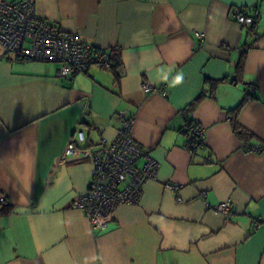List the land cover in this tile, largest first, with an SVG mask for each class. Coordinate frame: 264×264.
I'll return each instance as SVG.
<instances>
[{"label":"crops","instance_id":"obj_1","mask_svg":"<svg viewBox=\"0 0 264 264\" xmlns=\"http://www.w3.org/2000/svg\"><path fill=\"white\" fill-rule=\"evenodd\" d=\"M240 5L256 10L254 29L231 18ZM35 11L95 49H118L119 76L92 65L63 78L56 63L16 61L0 44V187L9 200L0 264H264V151L244 149L264 145V0H35ZM142 81L165 95L145 93ZM118 109L158 168L138 204L92 229L71 206L86 191L89 160L54 170L53 160L77 129L80 145L112 140ZM234 116L246 135L233 130ZM186 120L203 129L192 153ZM223 201L229 214L215 208Z\"/></svg>","mask_w":264,"mask_h":264},{"label":"built area","instance_id":"obj_2","mask_svg":"<svg viewBox=\"0 0 264 264\" xmlns=\"http://www.w3.org/2000/svg\"><path fill=\"white\" fill-rule=\"evenodd\" d=\"M255 12L250 6L240 5L231 8L230 16L239 25L251 27ZM194 34L198 40L204 39L202 33L195 31ZM0 44L16 61L56 63V75L63 78L84 73L92 65L109 70L113 64L106 52L95 49L76 33L63 31L56 24L38 18L35 0H0ZM141 88L145 93L165 95L163 88L147 81L141 82ZM254 89L248 86L249 93ZM116 116L119 125L112 140L101 138L95 144L80 145L84 136L77 129L78 138H69L62 153L53 160V170L69 159L89 160L91 170L86 191L74 198L71 206L85 214L92 229L105 228L120 205L138 204L144 184L155 177L158 168L157 162L132 137L133 117L123 109H118ZM183 131L189 152L203 144V129L196 122L186 120ZM244 149L259 153L264 151V145L252 146L245 142ZM140 159L143 162L138 165ZM6 203H9L8 197L0 187V206ZM215 208L229 214L232 204L223 201Z\"/></svg>","mask_w":264,"mask_h":264},{"label":"trees","instance_id":"obj_3","mask_svg":"<svg viewBox=\"0 0 264 264\" xmlns=\"http://www.w3.org/2000/svg\"><path fill=\"white\" fill-rule=\"evenodd\" d=\"M256 23H257V14L255 12L254 22L251 25L252 29H254V26L256 25ZM108 56L113 63L112 67L109 70L114 74V78L116 80H118L119 74H118L117 69H118V66L120 65V55H119L118 49H112L108 53ZM244 56H245L244 52H242L240 57H239L238 64L236 66V72L237 73H241L243 71ZM207 81H209V80H207ZM210 82L213 84L218 83V81H211V80H210ZM232 127H233V130L235 131V133H237L238 135L244 136L247 134L246 131L237 124V122L235 120V116L232 118Z\"/></svg>","mask_w":264,"mask_h":264}]
</instances>
